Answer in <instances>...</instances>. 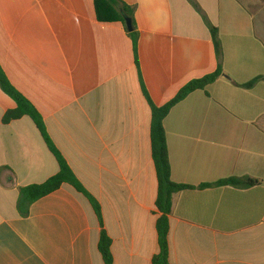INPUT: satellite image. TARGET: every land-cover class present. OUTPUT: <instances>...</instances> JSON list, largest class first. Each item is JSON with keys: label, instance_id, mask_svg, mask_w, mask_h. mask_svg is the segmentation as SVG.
Segmentation results:
<instances>
[{"label": "crops", "instance_id": "crops-1", "mask_svg": "<svg viewBox=\"0 0 264 264\" xmlns=\"http://www.w3.org/2000/svg\"><path fill=\"white\" fill-rule=\"evenodd\" d=\"M135 8L138 65L122 23L97 21L95 0H0V64L42 115L84 188L39 199L28 217L19 190L42 184L59 164L29 117L4 124L15 102L0 88V264H152L159 252L158 179L151 149L153 103L164 106L190 81L215 72L211 32L189 0H122ZM218 28L224 74L176 105L164 126L174 183L170 264H264V0H195Z\"/></svg>", "mask_w": 264, "mask_h": 264}, {"label": "trees", "instance_id": "trees-1", "mask_svg": "<svg viewBox=\"0 0 264 264\" xmlns=\"http://www.w3.org/2000/svg\"><path fill=\"white\" fill-rule=\"evenodd\" d=\"M189 2H191L195 9L201 14L211 32L219 65L215 72L202 78L190 81L171 101L161 107H158L153 103L149 93L143 86V93L152 111L151 149L158 179V197L156 201V207L160 213L156 224L159 252L156 256H154L152 264H170V215L173 209V199L176 194L186 190L209 189L224 186L248 189L260 184L259 180L250 177L228 178L213 184H202L198 187L176 184L172 180L167 135L164 126L165 119L176 105L181 103L192 93L196 91H204L207 95H209L207 91L209 86L218 81L224 74L222 67L223 48L219 37V30L209 22L208 18L201 10L199 5L195 2V0H189ZM94 6L97 21L100 23H122L127 28L126 20H131L132 31L127 29V33L133 42L136 54V63L138 65L137 50L139 33L135 22V8L126 4L122 0H95ZM263 79V77H258L253 81L242 85L241 87L245 89H252ZM0 88L16 104L15 109L10 110L5 114L3 118L4 124H9L12 121L22 119L23 117H29L37 126L46 146L54 155L59 164V172L46 182L20 188L19 201L17 205L20 215L22 217H28L30 213V207L33 203L57 191L63 185L67 184L72 186L79 193L83 194L90 201L95 213L99 218L101 227L103 228L104 224L102 211L98 201L84 188L83 184L79 181L67 163L63 154L51 139L42 115L35 108V106L11 84L1 64ZM99 250L105 264H115L112 253V240L104 229L102 230L100 236Z\"/></svg>", "mask_w": 264, "mask_h": 264}, {"label": "rangeland", "instance_id": "rangeland-1", "mask_svg": "<svg viewBox=\"0 0 264 264\" xmlns=\"http://www.w3.org/2000/svg\"><path fill=\"white\" fill-rule=\"evenodd\" d=\"M247 7L253 12L257 13L261 8V0H243Z\"/></svg>", "mask_w": 264, "mask_h": 264}, {"label": "water", "instance_id": "water-1", "mask_svg": "<svg viewBox=\"0 0 264 264\" xmlns=\"http://www.w3.org/2000/svg\"><path fill=\"white\" fill-rule=\"evenodd\" d=\"M126 25H127V29L129 30V31H132V25H131V20L130 19H127L126 20Z\"/></svg>", "mask_w": 264, "mask_h": 264}]
</instances>
